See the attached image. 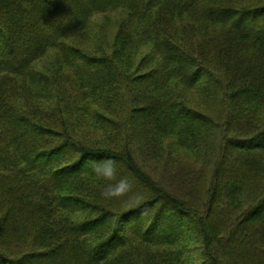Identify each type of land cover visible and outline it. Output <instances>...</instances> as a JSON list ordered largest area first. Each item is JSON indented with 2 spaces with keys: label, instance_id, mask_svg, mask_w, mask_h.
Wrapping results in <instances>:
<instances>
[{
  "label": "trees",
  "instance_id": "16d2710c",
  "mask_svg": "<svg viewBox=\"0 0 264 264\" xmlns=\"http://www.w3.org/2000/svg\"><path fill=\"white\" fill-rule=\"evenodd\" d=\"M114 11L112 51L77 41ZM260 110L264 0H0V264H185L196 235L202 264H264ZM175 151L205 168L173 167L186 199L144 165Z\"/></svg>",
  "mask_w": 264,
  "mask_h": 264
},
{
  "label": "rangeland",
  "instance_id": "374dc122",
  "mask_svg": "<svg viewBox=\"0 0 264 264\" xmlns=\"http://www.w3.org/2000/svg\"><path fill=\"white\" fill-rule=\"evenodd\" d=\"M122 13L123 12L120 11H114L94 16L91 20L89 28L86 30V38H77V41L83 43L86 47H89L90 49H97L98 46H103L107 51H112L115 36L117 34L119 26L121 25V21L124 18V15H122ZM148 50V47H144L143 49L134 51L135 56L138 59H141V55L143 53H147ZM258 112L259 117L264 120V111L260 110ZM251 113L256 114L255 110H252ZM142 123L143 120H140V124ZM166 145H168V143H166ZM165 157V161H167L166 168L168 169H164L165 161H162L161 163V159H158L151 160L148 163L144 164L146 170L152 174L154 179H156L160 183V185L166 187L173 194L180 196L184 195L182 188L185 189V186L188 185L187 183L188 181H190L188 177L191 174L187 178H184V174H181L180 172L175 173L173 167L178 163L181 165L183 171H185L186 168H190V171H192L191 173H199L205 170L204 165L202 161L200 162L198 159L195 158L193 153L186 154L184 151H175L171 154L167 153ZM155 164L157 165V174L151 171ZM189 164L191 165V167H188ZM204 174H206V172ZM179 185H181L182 187H178ZM193 187L195 188V186L192 185L191 188H188L187 191L194 192L195 189ZM191 196L193 195L191 194ZM183 197H185V199L188 198L186 193ZM201 197L204 201V194ZM181 245H184V247H181ZM178 248H181L184 251L183 260L185 261V264L203 263L202 261L204 259L202 256V243L197 235L194 237L192 236L191 239L190 237L186 239V241L182 242L178 246ZM151 250H154L159 253L162 251L166 252L162 248H153Z\"/></svg>",
  "mask_w": 264,
  "mask_h": 264
},
{
  "label": "clouds",
  "instance_id": "9594fccd",
  "mask_svg": "<svg viewBox=\"0 0 264 264\" xmlns=\"http://www.w3.org/2000/svg\"><path fill=\"white\" fill-rule=\"evenodd\" d=\"M93 170L98 178L108 181L115 179L116 169L111 163L100 165L93 162ZM128 188H130L128 180L126 178H122L115 185H107L102 194L106 197L118 196L123 194Z\"/></svg>",
  "mask_w": 264,
  "mask_h": 264
}]
</instances>
